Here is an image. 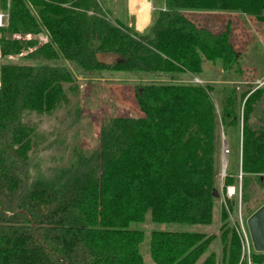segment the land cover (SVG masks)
<instances>
[{"label": "trees", "instance_id": "obj_1", "mask_svg": "<svg viewBox=\"0 0 264 264\" xmlns=\"http://www.w3.org/2000/svg\"><path fill=\"white\" fill-rule=\"evenodd\" d=\"M0 9L8 11L0 32L2 57L33 49L30 58L63 59L83 71L115 68L168 79L135 86L142 117L106 121L98 149L78 154L50 180L30 181V152L38 135L24 114L53 112L67 101L64 85L75 77L64 65L0 66V264H144V233L132 224L148 212L156 223L210 225L220 126L240 125V105L250 90L237 97L229 87L218 116L209 86L202 88V101L178 78L200 75L209 62L243 81V53L229 32L199 26L184 12H236L264 22V0H165L141 33L109 21L99 0H0ZM42 32L48 33L46 43L35 39ZM19 35L33 38L20 42L14 38ZM97 53L121 60L100 64ZM261 97L262 91L255 93L242 114L244 190L251 176L264 175ZM254 115L260 122L255 126ZM233 184L231 177L225 180V186ZM214 240L202 232L156 230L150 256L155 264H217L216 254H207ZM240 254L234 233L226 264H238ZM258 256L253 264H260Z\"/></svg>", "mask_w": 264, "mask_h": 264}, {"label": "rangeland", "instance_id": "obj_2", "mask_svg": "<svg viewBox=\"0 0 264 264\" xmlns=\"http://www.w3.org/2000/svg\"><path fill=\"white\" fill-rule=\"evenodd\" d=\"M160 2H164L165 5V0H160ZM99 4L109 21L112 23L121 21L128 24L123 15H119L115 9L109 8L116 6L118 12L124 14L127 8V0H99ZM0 12L8 15L7 10L0 9ZM2 28H0V32ZM214 29L220 30L221 27L218 25ZM14 38L20 42H27L33 37L19 35ZM35 39H38L40 43H46L49 39L48 33L42 32L35 36ZM33 51V49H25L22 54L10 57H2L0 53V66L2 64L64 65L72 71L75 80L73 83L64 85L67 101L61 103L53 112L45 114L27 112L24 114V122L34 126L38 135V141L30 152V181L41 177L50 180L60 169L69 167L78 154H90L98 149L101 128L106 121L117 116L142 117L143 113L140 111L136 100V85L168 80L164 75L133 74L115 68L83 71L63 59L50 61L43 56L30 58ZM222 70L219 63L216 66H211L209 71H206V78L214 81L222 75L223 78L226 76L232 80V74L227 76ZM222 79L219 80L223 81ZM197 81L196 83H199ZM226 85V83L217 84L213 82L211 84L206 82L199 87L206 90V87L209 86L211 98L217 101L221 98L218 94L222 95V89ZM239 86L240 89L233 87L237 97L247 90L246 86ZM196 97L202 101L206 100L204 94L203 96L196 95ZM261 100L264 104V96L261 97ZM217 102L221 106L222 100ZM250 122L253 126L260 124L256 115L252 116ZM219 135V170L216 191L220 197L216 199L213 222L205 226L156 223L151 219L150 212H148L143 221L132 224L133 229H138L144 233L141 246L144 264H155L150 256L149 243L151 233L156 230L202 232L208 236H215L207 254L215 253L217 264H226L225 250L235 233L241 246L238 264H253L256 255H261L257 258H259L260 264H264V253L259 254L254 251L247 228V219L264 204V175L261 178L251 176L250 184L244 190V175L241 170L242 129L239 128V125L227 130H223L220 126ZM225 148L229 151L226 156L224 154ZM228 177L234 180V184L225 186V180ZM228 187L236 189L234 196L229 197ZM244 196H247V201H244ZM223 215H226L224 219ZM246 235L250 242L249 251ZM206 255L202 257L199 263L205 259Z\"/></svg>", "mask_w": 264, "mask_h": 264}, {"label": "crops", "instance_id": "obj_3", "mask_svg": "<svg viewBox=\"0 0 264 264\" xmlns=\"http://www.w3.org/2000/svg\"><path fill=\"white\" fill-rule=\"evenodd\" d=\"M109 8L115 9L117 14L123 15L124 20L134 30L144 32L151 25L153 17L156 13L163 10L165 5L164 2L162 3L160 0H127V8L124 14H120L116 6H111ZM187 12H184V14L197 25L205 26L215 33H219V31L229 32L233 46L237 51L243 53V81L235 82L233 79L230 80L226 76L223 78L222 75H220L221 78L220 76L219 78H216L218 81H210L206 78V71H209L210 67L216 66V64H211L209 62H205L203 64L202 73L200 75L182 73L178 78L181 79L182 82L188 84L193 93L199 96H203L204 94L202 92V88H200L203 83H226V87L222 89V95L218 94V96H221L219 100H222L225 97L226 90L229 87H237V89H240L239 85L246 86L250 92L240 105L239 110V128L241 127L242 129V114L244 107L250 98L258 91H262V96H264V22H258L256 18L252 16L236 12ZM218 25H220L221 29H214ZM222 72L227 76L230 75L224 70H222ZM219 79H222L223 81H220ZM196 80L200 81L202 84L196 83ZM213 100L216 103L217 113L219 116L220 105L217 102L219 100Z\"/></svg>", "mask_w": 264, "mask_h": 264}, {"label": "water", "instance_id": "obj_4", "mask_svg": "<svg viewBox=\"0 0 264 264\" xmlns=\"http://www.w3.org/2000/svg\"><path fill=\"white\" fill-rule=\"evenodd\" d=\"M96 59L97 62L100 64L113 66L121 60V57L120 55L114 53H97ZM214 197L219 198L220 194L217 191H215ZM247 228L254 251L256 253L263 254L264 253V204L247 219ZM37 236L39 237L38 234Z\"/></svg>", "mask_w": 264, "mask_h": 264}, {"label": "built area", "instance_id": "obj_5", "mask_svg": "<svg viewBox=\"0 0 264 264\" xmlns=\"http://www.w3.org/2000/svg\"><path fill=\"white\" fill-rule=\"evenodd\" d=\"M7 18H8V15L7 14H4V13H1L0 12V28H2V27H4V26L7 25V22H5V21H7ZM197 82L200 83V81H197ZM224 154L225 155L229 154V151H228L227 148L224 149ZM227 193L229 194V197H232V196H234L236 194V189L234 187H228ZM249 237H250V235H249ZM245 238H246L247 248H248V251H249L250 250V242H249L248 236L246 235ZM244 251L246 252L245 247H244Z\"/></svg>", "mask_w": 264, "mask_h": 264}, {"label": "bare ground", "instance_id": "obj_6", "mask_svg": "<svg viewBox=\"0 0 264 264\" xmlns=\"http://www.w3.org/2000/svg\"><path fill=\"white\" fill-rule=\"evenodd\" d=\"M226 156V155H225ZM226 159V157H224Z\"/></svg>", "mask_w": 264, "mask_h": 264}]
</instances>
